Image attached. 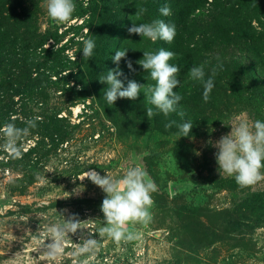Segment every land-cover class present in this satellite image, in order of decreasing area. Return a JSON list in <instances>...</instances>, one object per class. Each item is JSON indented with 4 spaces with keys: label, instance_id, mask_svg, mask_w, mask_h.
Listing matches in <instances>:
<instances>
[{
    "label": "rangeland",
    "instance_id": "374dc122",
    "mask_svg": "<svg viewBox=\"0 0 264 264\" xmlns=\"http://www.w3.org/2000/svg\"><path fill=\"white\" fill-rule=\"evenodd\" d=\"M74 2L72 18L58 23L47 15V0H0V264H264V180L241 188L219 173L213 146L240 119L264 121V0ZM164 6L170 16L161 15ZM154 19L175 25L170 44L129 34L133 23ZM34 34L45 48L67 47L64 55L81 74L77 83L49 85L45 115L32 102V91H16L13 84L30 63L20 54L30 56ZM24 38L31 42L22 45ZM87 39L96 46L84 60ZM161 48L175 54L169 63L180 69L174 91L182 97L177 112L183 118L158 113L149 119L144 89L135 101L107 104L101 76L119 69L125 87L129 80L152 85L136 61L143 51ZM116 50H128L118 65L112 59ZM201 65L206 79L215 69L208 102L202 83L189 77ZM46 74L56 80L53 71ZM22 109L34 114V128ZM170 121L176 123L166 128ZM186 121L193 127L180 137L177 125ZM8 123L28 128L16 142L19 157L3 134ZM133 166L157 185L151 220L125 225L140 239L117 243L100 235L105 193L78 178L89 169L121 178ZM72 216L81 222L77 232L65 237L59 256L47 258V228ZM87 239H95L97 247L79 253Z\"/></svg>",
    "mask_w": 264,
    "mask_h": 264
},
{
    "label": "clouds",
    "instance_id": "9594fccd",
    "mask_svg": "<svg viewBox=\"0 0 264 264\" xmlns=\"http://www.w3.org/2000/svg\"><path fill=\"white\" fill-rule=\"evenodd\" d=\"M76 9L74 0H47L46 11L48 17L58 23H66L71 18ZM146 11V10H140ZM137 11L136 15L140 14ZM162 16H170L171 9L168 6L160 8ZM129 34H136L142 38L155 42L162 40L171 43L176 36L174 24L165 22L163 19H154L149 23H133L128 28ZM83 59H91L95 49V41L87 39L83 41ZM128 50H116L112 57L117 65L121 59L125 58ZM172 51L159 49L156 52L143 51V58L136 61L142 69L149 73L150 78L155 83L152 85H142L134 80H129L127 86L120 76L123 72L119 69L109 70L107 74L101 76L100 83L106 84L104 98L109 105H114L118 99H129L135 101L141 90L144 89V97L150 105L146 109L149 119L158 113L168 117L171 113H177L183 118V112H177V106L182 97L177 89L180 85L177 65L169 63L174 58ZM130 71H135L131 60L126 61ZM215 69L213 74L206 79L204 66H194L189 71V77L194 81H200L203 85V100L208 102L214 84ZM36 119H39L37 117ZM29 127L34 128L35 122H27ZM176 121H170L165 125L171 128ZM180 137H187L193 127L190 121L177 125ZM28 128L19 129L14 124L8 123L4 126L3 134L7 137V146L12 153L19 157L20 150L16 147L17 140L22 135H26ZM216 163L219 173L233 177L237 185L241 188L251 187L264 180V121L255 120L251 123L248 120L240 119L238 123L231 126V131L223 135L213 145ZM89 179L93 184L102 189L105 198L101 204V211L104 216V226L100 229V235L105 234L119 243L120 241H133L140 239L139 234L126 231L125 225L131 222H142L147 224L151 220L149 209L154 201L152 193L157 191L156 183L149 177L148 173L140 166L130 167L121 178H113L107 174L101 176L97 171L89 169L83 173L80 179ZM79 189H74L79 193ZM80 221L72 216L64 220L63 224L53 225L47 228V235L50 241L47 243L44 255L49 259H54L63 251V242L70 233L77 232ZM97 247L95 239H87L79 253L93 252Z\"/></svg>",
    "mask_w": 264,
    "mask_h": 264
},
{
    "label": "trees",
    "instance_id": "16d2710c",
    "mask_svg": "<svg viewBox=\"0 0 264 264\" xmlns=\"http://www.w3.org/2000/svg\"><path fill=\"white\" fill-rule=\"evenodd\" d=\"M35 42L31 45L30 56L29 51L21 52L20 57L25 58L30 63L27 66L23 65L21 67L22 73L20 74L21 79L15 80L13 83L16 85V91L21 90L23 92H30L33 94L32 102L35 104H40L39 109L41 115H45L49 112V109L45 106V100L47 99V88L51 84L64 85L70 79H74L79 82L81 74H79V69L77 67H72L74 63L70 61L69 58L64 55V51L67 47L65 46H55V44L48 45V47H43L42 37L39 34L33 35ZM26 42H31L28 38H24L22 45ZM21 51H25L23 48ZM76 68V71L70 70ZM32 70V71H31ZM53 71L56 76V80H50V75L46 74V71ZM67 70V73L62 75L61 73ZM20 71V68H19ZM34 74V75H33ZM9 83V79L7 80ZM12 84V83H11ZM34 100V101H33ZM9 107H6V111H9ZM22 114H24L25 121L33 120L32 116L34 114L29 109H22ZM35 122V120H33ZM38 122H35V125Z\"/></svg>",
    "mask_w": 264,
    "mask_h": 264
}]
</instances>
